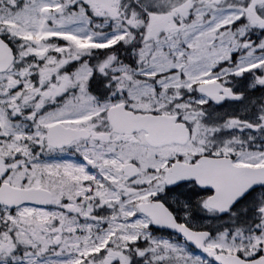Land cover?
Instances as JSON below:
<instances>
[{
    "label": "snow or ice",
    "instance_id": "snow-or-ice-1",
    "mask_svg": "<svg viewBox=\"0 0 264 264\" xmlns=\"http://www.w3.org/2000/svg\"><path fill=\"white\" fill-rule=\"evenodd\" d=\"M0 264H264V0H0Z\"/></svg>",
    "mask_w": 264,
    "mask_h": 264
}]
</instances>
